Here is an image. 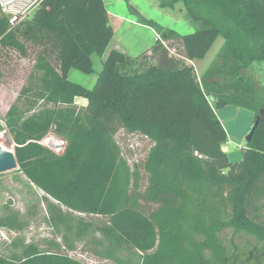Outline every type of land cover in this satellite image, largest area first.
<instances>
[{
	"label": "trees",
	"instance_id": "trees-1",
	"mask_svg": "<svg viewBox=\"0 0 264 264\" xmlns=\"http://www.w3.org/2000/svg\"><path fill=\"white\" fill-rule=\"evenodd\" d=\"M125 1L159 36L135 57L108 52L115 31L104 0H44L33 18L13 28L0 17L3 47L24 57V40L43 47L38 86L21 92L32 93L29 107L11 105L0 132L12 136L19 171L45 194L50 224L66 243L73 233L90 237L95 224L76 216L84 214L107 219L92 253L114 264H239L225 233L264 243V0H158L162 8L183 4L194 27L185 35ZM219 37L224 43L199 78L191 62L203 60ZM55 52L57 65L46 57ZM93 55L102 68L88 89L69 73H94ZM217 76L232 81L222 85ZM77 98L88 102L82 110ZM228 105L252 111L253 126L260 118L238 163L224 150L228 134L217 115ZM119 127L153 144L143 164L144 192L115 139ZM50 133L67 142L63 154L38 144ZM142 202L157 207L145 213ZM0 227L25 224L8 214ZM0 264L84 263L30 244L20 257L0 255Z\"/></svg>",
	"mask_w": 264,
	"mask_h": 264
},
{
	"label": "rangeland",
	"instance_id": "rangeland-1",
	"mask_svg": "<svg viewBox=\"0 0 264 264\" xmlns=\"http://www.w3.org/2000/svg\"><path fill=\"white\" fill-rule=\"evenodd\" d=\"M181 4V3H180ZM142 9L152 18L159 19L166 25H174L176 31L180 33L181 29L177 23V11L172 13L166 11L151 10L146 7L143 2L140 4ZM181 4L180 6H182ZM129 9V8H128ZM0 17H2L0 12ZM151 18V19H152ZM1 40V36H0ZM24 40V39H23ZM223 42V38L219 37L208 53L207 57L196 62L194 68L203 69L211 61L218 52ZM27 45V56H23L19 51L5 48L0 44V70L2 79L0 81V117H5L9 106L14 103L21 107H29L27 102L32 96L31 92L21 95L22 90H35L38 86L40 74L36 71L38 57L43 51L37 43L24 40ZM173 47L179 49L178 41L174 42ZM110 47L108 49V52ZM107 56L104 55V58ZM52 64L57 65V52L54 55L46 54ZM94 73L85 74L79 70H72L69 79L88 89H92L97 81L98 71L101 67V59L94 56ZM150 62H154L153 59ZM197 68V69H196ZM197 72V71H196ZM219 84H226L232 81L231 78L225 76H217L214 79ZM77 108L82 110L80 105ZM217 115L221 120L228 134V144L224 145V150L228 153L232 163H238L243 158V149L247 147V137L253 128L254 113L248 109L239 108L228 105L217 110ZM4 125V122H2ZM5 126V125H4ZM0 146L5 145L8 149L14 151L15 143L12 136L7 130L0 132ZM54 133H50L48 137H56ZM115 139L121 147L122 156L130 165L132 170H137L141 175L140 190L144 192L148 179L143 170L144 161L152 148L153 144L141 136L140 134L127 133L123 128H118L115 132ZM43 141L38 144L49 150L55 155H60V150L56 151L46 146ZM53 141V140H52ZM57 144V141H53ZM45 194L35 185L30 183L27 177L19 171L13 170L8 173L0 174V217L15 215L19 221L25 224L23 230H14L10 228L0 227V255L6 257H20L25 246L35 244L42 250L62 253L77 259L84 264H114L111 261L100 259L92 253L96 242L101 240L99 228L103 226L107 219L99 216H88L84 214H76L79 218L87 222L95 224L90 237L86 240H80L76 233L71 235L69 243L60 237L50 224L48 217L47 202L43 200ZM155 204L142 202V208L145 213H150L156 209ZM264 220V203L260 211ZM227 242L229 255L235 250L239 255V264H264V243L257 241L255 238L243 233H235L228 231L223 235Z\"/></svg>",
	"mask_w": 264,
	"mask_h": 264
},
{
	"label": "crops",
	"instance_id": "crops-1",
	"mask_svg": "<svg viewBox=\"0 0 264 264\" xmlns=\"http://www.w3.org/2000/svg\"><path fill=\"white\" fill-rule=\"evenodd\" d=\"M104 2L106 5L108 14H109L110 24L112 25L115 31L114 39L112 40L109 46L110 50L117 49L129 56L135 57V56L142 54L143 52L148 51L156 43L158 39L157 32L151 27L140 24L138 22V18L135 15H133L128 9V5L125 0H104ZM142 2L146 4V7L148 9L162 11L161 13L164 12V14H166V11L168 10L171 11L172 13H175V11H177L178 16L175 19H177L176 21L177 23H179L178 27H180L181 32H184V33H180L176 31L175 29H173L174 25H166V23L160 21L159 19H155L154 17L152 18L150 15H148V13H146V11L142 9L140 5ZM131 3L145 17H147L148 19L152 18V20H154L155 22H157L158 24H160L162 27L166 29L174 30L175 32L181 35L192 33L194 31V27L185 18L184 7L183 5L180 6L181 4H177L174 9H170V8H162L158 0H131ZM223 43H224V39H223L222 45ZM217 53L215 54L214 58L216 57ZM94 56L95 55L92 56V59H94L93 58ZM198 61H201V60H195L191 63L195 66L196 62ZM211 62L209 63V65L211 64ZM93 65H94V60H93ZM100 65L101 67L98 73L101 71V68H102V64ZM209 65H207L203 69L196 68L197 75L199 78L202 77V75L204 74L206 69L209 67ZM72 70H75V69H72ZM71 71L69 75L71 74ZM87 103H88L87 100L84 98L76 99V104L80 105L81 107H85ZM10 107L11 106H9V108Z\"/></svg>",
	"mask_w": 264,
	"mask_h": 264
},
{
	"label": "built area",
	"instance_id": "built-area-1",
	"mask_svg": "<svg viewBox=\"0 0 264 264\" xmlns=\"http://www.w3.org/2000/svg\"><path fill=\"white\" fill-rule=\"evenodd\" d=\"M43 2L44 0H0V12L2 17L7 20L9 27L13 28L18 24L33 18ZM56 137L59 140V143L53 148H50L47 145L46 141L49 137L46 140H44L45 138L43 140L47 147L59 151L66 141L58 136Z\"/></svg>",
	"mask_w": 264,
	"mask_h": 264
},
{
	"label": "water",
	"instance_id": "water-1",
	"mask_svg": "<svg viewBox=\"0 0 264 264\" xmlns=\"http://www.w3.org/2000/svg\"><path fill=\"white\" fill-rule=\"evenodd\" d=\"M259 121L260 118L258 117L250 134L246 139L247 143H250L252 141L256 128L259 124ZM66 147H67V142H65L63 146L60 148V155L64 153ZM16 169H19V165L16 159L15 152L12 150L4 151V148L0 146V174L8 173Z\"/></svg>",
	"mask_w": 264,
	"mask_h": 264
},
{
	"label": "bare ground",
	"instance_id": "bare-ground-1",
	"mask_svg": "<svg viewBox=\"0 0 264 264\" xmlns=\"http://www.w3.org/2000/svg\"><path fill=\"white\" fill-rule=\"evenodd\" d=\"M57 141L58 143H59V140L57 139V137H49L48 139H47V145L50 147V148H53V147H55V146H57L58 145V143L57 144H53L54 142L53 141Z\"/></svg>",
	"mask_w": 264,
	"mask_h": 264
}]
</instances>
